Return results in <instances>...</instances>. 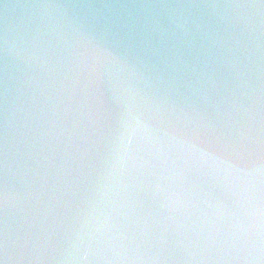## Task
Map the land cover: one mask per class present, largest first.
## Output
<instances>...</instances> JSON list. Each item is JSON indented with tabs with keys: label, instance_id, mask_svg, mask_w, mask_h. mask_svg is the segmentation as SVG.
I'll return each instance as SVG.
<instances>
[{
	"label": "clouds",
	"instance_id": "clouds-1",
	"mask_svg": "<svg viewBox=\"0 0 264 264\" xmlns=\"http://www.w3.org/2000/svg\"><path fill=\"white\" fill-rule=\"evenodd\" d=\"M0 264H264V0H0Z\"/></svg>",
	"mask_w": 264,
	"mask_h": 264
}]
</instances>
